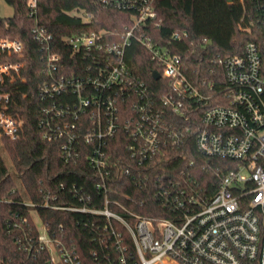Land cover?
<instances>
[{
	"label": "built area",
	"instance_id": "1",
	"mask_svg": "<svg viewBox=\"0 0 264 264\" xmlns=\"http://www.w3.org/2000/svg\"><path fill=\"white\" fill-rule=\"evenodd\" d=\"M159 1L97 0L103 7L128 12L130 24L117 42L102 31L64 37L62 53L79 62L71 69L63 54L54 52L53 35L39 24L38 1L29 0L32 35L44 52L47 78L39 88L45 102L39 121L43 139L60 143L66 164L85 159L95 179L92 192L61 184L62 193L41 190L40 202L24 194L31 221L22 218L9 229L18 231L15 244L26 257L0 255V264H28L43 254L46 264H264V51L249 42L242 55L219 59L223 85L206 80L195 85L181 55L146 35ZM255 1L264 8V0ZM240 2L244 8V0ZM187 37V32H174L167 43ZM133 41L157 65L160 71L154 72L169 82L159 98L126 63ZM23 50L20 40L0 39V58L21 57ZM21 67L0 61V139H16L22 128V121L11 114L15 99L3 88ZM193 102L212 104L202 112L200 128L189 124L191 112H196ZM119 131L129 136L133 163L128 166L108 152ZM190 134L200 155L235 164L218 177L212 196L193 178L168 176L152 183L142 170L165 150L183 145ZM123 179L140 190L153 189L171 218L134 210L145 201L122 192L121 186L128 188ZM39 208L80 215L77 224L89 230L101 252L94 250L91 261L83 259L65 232L59 234L41 220Z\"/></svg>",
	"mask_w": 264,
	"mask_h": 264
},
{
	"label": "trees",
	"instance_id": "2",
	"mask_svg": "<svg viewBox=\"0 0 264 264\" xmlns=\"http://www.w3.org/2000/svg\"><path fill=\"white\" fill-rule=\"evenodd\" d=\"M4 1L13 8V16L0 17V39L20 40L24 50L21 57L0 58L4 62L22 63L19 73L3 87L15 99L11 114L22 121V128L16 139H0V255L23 259L26 255L15 244L18 231L13 228L10 231L9 225L19 223L22 218L31 221V214L23 205L24 194L32 201L40 202L41 190L62 193L61 184L85 187L92 192L95 174L85 159L64 163L60 143L43 139L39 121L45 102L39 96V88L47 80L42 72L44 52L32 35L34 19L29 16V0ZM37 1L38 21L53 35L54 52L62 53L64 37L84 33L107 32V39L117 42L130 24L128 12L103 7L97 0ZM244 5L243 8L240 0H233L232 3L227 0H160L155 5L157 17L147 23L149 30L146 35L155 43L165 44L181 55L186 75L192 83L198 85L206 80L221 86L225 78L219 59L242 55L249 42H255L264 51V8L255 0H244ZM174 32H187L188 37L169 45L167 41ZM64 60L67 68L71 69L79 63L68 61L66 56ZM126 63L149 86L155 98L168 89L167 80L153 78L154 71L159 69L135 41L127 50ZM209 105H212L211 102L191 103V110H196L190 114L191 126L201 127L202 112ZM129 142V136L119 131L109 143L110 156L125 166L133 163L127 151ZM234 165L233 161L208 159L200 155L195 147L194 134H190L183 145L165 150L163 155L142 170L148 172L152 183L157 178L167 179L168 176L181 181L193 178L200 190L212 196L218 187V177ZM122 182L128 187L121 186L122 192L133 196L136 201H145L144 206L134 208L138 213L171 218L169 213L163 212L165 209L159 204L153 189L140 190L128 179ZM37 213L51 230L59 234L65 232L66 240L77 244L83 259L91 261L94 250L101 252L89 230L77 224L80 215L43 208L37 209ZM45 258L43 254L37 260L29 259L28 264H46L43 262Z\"/></svg>",
	"mask_w": 264,
	"mask_h": 264
},
{
	"label": "rangeland",
	"instance_id": "3",
	"mask_svg": "<svg viewBox=\"0 0 264 264\" xmlns=\"http://www.w3.org/2000/svg\"><path fill=\"white\" fill-rule=\"evenodd\" d=\"M13 16V8L11 6H9L4 0H0V17L2 18H9ZM8 166L11 165L10 161H7ZM17 184L20 187V189L22 190V186L20 184V181L17 179ZM22 194H24L22 192Z\"/></svg>",
	"mask_w": 264,
	"mask_h": 264
},
{
	"label": "water",
	"instance_id": "4",
	"mask_svg": "<svg viewBox=\"0 0 264 264\" xmlns=\"http://www.w3.org/2000/svg\"><path fill=\"white\" fill-rule=\"evenodd\" d=\"M229 3H232L233 2V0H227ZM153 78L155 79V80H160L161 79V76H160V74L158 73V72H154L153 73Z\"/></svg>",
	"mask_w": 264,
	"mask_h": 264
}]
</instances>
